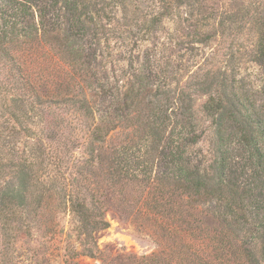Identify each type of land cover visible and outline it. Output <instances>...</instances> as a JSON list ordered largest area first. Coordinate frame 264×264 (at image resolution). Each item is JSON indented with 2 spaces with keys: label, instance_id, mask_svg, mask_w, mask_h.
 Segmentation results:
<instances>
[{
  "label": "trees",
  "instance_id": "16d2710c",
  "mask_svg": "<svg viewBox=\"0 0 264 264\" xmlns=\"http://www.w3.org/2000/svg\"><path fill=\"white\" fill-rule=\"evenodd\" d=\"M129 1L0 0V264H264V101L234 62L185 81L149 58L106 74L103 53L133 29ZM206 1L158 0L137 31L180 8L193 22L185 45L249 25L248 57L264 65V17ZM62 213L72 239L56 234ZM108 215L153 251L99 250ZM39 231L45 245L21 259L18 241Z\"/></svg>",
  "mask_w": 264,
  "mask_h": 264
},
{
  "label": "rangeland",
  "instance_id": "374dc122",
  "mask_svg": "<svg viewBox=\"0 0 264 264\" xmlns=\"http://www.w3.org/2000/svg\"><path fill=\"white\" fill-rule=\"evenodd\" d=\"M206 2L210 8L217 9L219 13L222 10L236 11L237 9L248 8L252 15L264 17V0H207ZM129 3L130 6L127 9L125 20L133 29L130 28L131 32L127 35L113 40L109 49L103 53L101 65L105 67L106 74L113 75L116 78L121 77L137 67V62L149 58L151 61H156L154 64L159 72L165 71L169 75L172 70L176 71V74L173 75L185 81L189 74L188 71L195 72L199 67L211 68L214 71L227 70L228 73L229 71L234 72L231 67L234 62V65H237L234 66V69L237 71L235 77L239 81V85L244 86L250 95L254 94L255 100L264 101V65H256L248 57L250 45L254 41V35L249 30V25L245 26L240 36L234 40L225 35L214 38V41L206 46L195 44L191 42V39L188 40V45H185L186 42L183 43L182 40H185L187 34L191 35L193 32V27H191L193 22L190 21L188 9L174 10L173 13L175 14L164 18L156 33L142 36V32H138L137 29L139 26L142 27L144 19H148L145 15L154 7H158V0H130ZM115 15L119 18L118 22H122L120 21L121 13L119 9H116ZM147 24L145 23V26ZM231 54L234 57H230ZM202 101V98L197 101L196 108ZM201 127L207 130L197 148H200L207 155L211 128L205 121L202 122ZM77 158L72 156L71 162H74ZM70 220L66 213L60 215V220L58 216L60 228L56 232L57 235L64 233L68 238H74ZM107 220L109 227L97 240L99 250L115 248L138 255H147L153 251V246L148 240L136 237L134 233L124 229L109 215ZM46 239L40 231L33 233L32 238H22L15 247L17 255L21 259H26L31 255L34 248L39 247L38 243L40 246L41 244L45 245ZM53 247L55 245L52 244L51 248ZM54 259L56 264H62L61 256L56 258L54 256ZM78 261L81 264L97 263L94 259L87 257H79Z\"/></svg>",
  "mask_w": 264,
  "mask_h": 264
}]
</instances>
